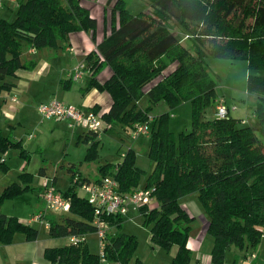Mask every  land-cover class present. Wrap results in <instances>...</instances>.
<instances>
[{
	"label": "trees",
	"instance_id": "1",
	"mask_svg": "<svg viewBox=\"0 0 264 264\" xmlns=\"http://www.w3.org/2000/svg\"><path fill=\"white\" fill-rule=\"evenodd\" d=\"M0 1V8L7 7L13 16L0 17V91L13 86L5 77L35 67L34 60L23 59L25 49H64L70 34L86 31L91 32L95 50L83 61L87 72L83 91L96 88L110 95L111 105L101 114L104 124L132 128L152 116L147 154L154 167L150 172L135 164L131 148L120 163L107 162L97 169L100 177L113 175L120 192L154 188L157 206H142L140 212L153 244L165 250L177 246L172 264H186L191 258L187 241L193 217L180 203L181 197L191 193L196 194L208 219L213 264H224L233 248L247 252L258 247L264 238V139L248 118L232 115L226 101L225 117H205L214 105L216 112L220 98L206 58L247 61V91L256 96L251 116L256 124H264V0H143L148 11L138 14L126 7L127 0H113L108 31L98 42L96 18L83 0H12V8L6 0ZM183 34L188 35V46L180 41ZM106 66L112 73L101 82L97 75ZM144 96L145 104H139ZM183 101L192 104L191 127L175 133L168 125V114H155L152 107L159 102L174 107ZM98 133L84 134L89 143L87 161L97 159ZM10 149L29 159L21 140L0 128L2 173L9 169L4 155ZM75 174H71L70 185L59 190L70 202L68 214L60 222L49 221V233L55 237L96 232L93 207L72 183ZM31 178L30 173H20L18 180L24 186L18 181L6 186L0 193V205L30 189ZM103 218L111 224L122 217ZM17 232L28 240L37 236L29 224L0 213V243H11ZM137 243L134 235L124 233L106 237V257L127 264ZM45 256L50 263L99 264L98 255L80 245L47 248Z\"/></svg>",
	"mask_w": 264,
	"mask_h": 264
},
{
	"label": "crops",
	"instance_id": "2",
	"mask_svg": "<svg viewBox=\"0 0 264 264\" xmlns=\"http://www.w3.org/2000/svg\"><path fill=\"white\" fill-rule=\"evenodd\" d=\"M6 1L8 2L9 6L11 5V8L14 6V3L10 2L12 0ZM83 2L87 4H84ZM105 3H107V0L82 1V4L89 9L91 15L96 18V42L100 41L104 33L108 31L109 17L107 15V9L109 8V5H105ZM0 9L3 10L0 17H6L5 15H12V13L9 12L10 9H8L7 7H2ZM99 24L102 26L103 29V32L101 33H98ZM68 41V45L64 49L55 50L50 48H27L25 53L26 55L30 56H27L25 59L34 60L36 62L35 67L32 70H17L14 76H7L4 78V81H8L13 86L9 90L0 91V128L2 129V132L4 134H9L14 139L21 140L22 145L23 136L25 135L23 134L22 128H20L21 122L18 120L17 116L21 114L23 115V111L26 106H37L40 103H45L52 99H57L65 103L73 104L79 109H81L80 107L87 108V110L81 109L83 112L92 111L94 110L93 107L96 106L95 112L101 115L103 112L107 111L111 105L112 100L107 92L99 91L96 88H91L87 91H83L87 83L86 71L83 77L80 79L76 80L72 77V71L74 70L75 66H77L80 62L84 61V58L87 53L92 50H95V42L91 38V32L79 31L72 33L70 34ZM70 46L73 47L74 50H68V47ZM32 55H35V58L31 57ZM111 73V68L109 66H106L97 75V79L102 82L106 80L111 75ZM150 85L151 84H148L149 87ZM147 89H144V91H146ZM77 95H79V98L77 97ZM251 95L254 97L253 99H250V101L246 104V108L244 110L238 112L237 110L240 109H236L232 111L231 114H235L234 116L237 118H249L250 115L247 112L251 111L250 104H255L256 101V96L254 94ZM72 96H75V99H72ZM13 97H15L16 100H13ZM145 102V96L139 100V104H145ZM241 112L245 114L243 115L242 113L241 116H238ZM60 120L67 121V127L72 128V137L74 136V138L77 139V142L85 141L87 139L84 136L86 132L85 129L78 125L71 126L69 120ZM114 126L115 125L104 124L103 128L100 131L109 132L110 130H113ZM129 129L131 131V128ZM29 135L26 136L27 139H29ZM15 154H18L17 150L15 151ZM4 157H6V154L4 155ZM27 167V165L23 167V164H21V168L23 169L22 171L16 170V172L11 174L9 168L7 172L3 173V185L0 188V193L6 186L15 181L20 182L21 187H23L24 184H22L21 181L18 180V175L23 172L30 173L32 178L31 182H29L28 184L30 186V189L21 193V195L29 191L34 192L35 187L39 185L38 187L40 190L38 191V198L43 200V185L46 180L48 181V184H52L55 189L59 190L57 186V176H48V171L45 167H39L37 174H35V170L28 171ZM97 167L96 170L98 171ZM63 168L68 173L66 187L70 185L71 174L73 172H78L81 175V178H85L88 181H94L100 177V175H95L94 178L91 180L89 177H87V175L83 174L82 167H78V164L76 165L74 162L70 161L67 162V165H64ZM10 174L14 177L11 180L8 177V175ZM79 194L82 195L83 193L80 191ZM19 196L20 194L9 200L16 199ZM4 203L5 201L0 205V209ZM180 203L183 208L188 212V214L193 217L190 223L189 238L187 241V246L191 251V258L186 264H213L211 262L210 256L213 239L207 233L208 219L199 201L197 200L196 194L191 193L181 197ZM140 208L141 207L129 210L128 214H131V216L128 218L129 220L126 217L128 216L127 214L125 216H121L122 218L119 221H115L111 224L108 223L107 237L109 239H112L114 237H117L121 233L134 235L132 234V232H129V228H126V224L129 225L131 223V218L141 216L142 219L140 220L139 225H137V227L142 226L143 228H146L144 229L146 231V234L144 235L145 239L139 240L138 238H140V236L136 238L138 241L137 247L127 264H172V259L177 251V246H172L169 250H165L153 244L151 240L150 228L143 224V215L140 212ZM4 211L0 210V213L5 214L6 216H15L18 218L19 221L29 224L31 227L37 230V236L33 240H28L23 233L17 232L14 234L11 243H0V264H49L51 261L45 256V250L47 248L72 245L69 240V236L55 237L51 235L49 233L48 227H46L44 223L46 221L49 222L50 220H56L60 222L59 217H62L68 212H54L51 210L48 211L38 209V212L41 211L44 213L43 221H39L30 220L33 214L30 216V218H25V220H22L16 214H13V212L11 211L5 209ZM42 224H44L43 229H41ZM90 233H95L97 236V240L96 238L91 239L88 233H86L85 236L87 237H85L84 242L79 245L86 246V249L90 253L98 255V249L97 251L92 252V250H90L89 244V242L91 243V241L93 240L96 242L95 245H98V235L96 232ZM92 246L94 245L92 244ZM232 251V259L228 258L224 264L240 263V252L234 251V249H232ZM255 255L256 258L251 259L248 262L253 263V261L256 260L258 257L257 254ZM99 264L121 263L117 261H111L107 258L103 263H100L99 260Z\"/></svg>",
	"mask_w": 264,
	"mask_h": 264
},
{
	"label": "rangeland",
	"instance_id": "3",
	"mask_svg": "<svg viewBox=\"0 0 264 264\" xmlns=\"http://www.w3.org/2000/svg\"><path fill=\"white\" fill-rule=\"evenodd\" d=\"M83 3L87 4L85 2ZM112 4L113 0L111 4L105 3V5H109V8L107 9L108 17H110L109 13ZM126 7L131 10L133 14H138L145 10L148 11L147 5L143 0H127ZM2 12L3 10L0 9V15ZM5 16L7 18H11L12 15ZM100 24L98 26V33L103 32ZM176 32L177 31L174 33ZM187 36V34H183L180 37V41L186 46L189 45ZM25 52L26 49L24 51L23 59L30 56L26 55ZM31 57L35 58V55H32ZM206 61L213 78L215 79L216 92L217 95H220L219 99H222L224 104L227 102L229 106H231L232 111L236 109H240L237 110L238 112L244 110L246 108V104L254 97L247 91V77L249 74L247 61L239 59L230 60L227 58L212 56L206 58ZM252 73L254 74L253 71ZM148 87L149 86L147 85L144 89H147ZM72 97V99H75V96ZM77 97L79 98V95H77ZM250 105L252 109L254 104L252 103ZM80 108L82 110H87V108ZM152 112L155 114L166 112L168 114V125L175 133L190 130L192 122V104L190 101H183L174 107H169L165 102H159L152 107ZM242 113L243 112L239 113L238 116H241ZM247 113L250 115V119L248 118L247 121H250L251 125L256 129L257 135L264 139V124H256L251 116V111ZM244 114L245 113H243V115ZM205 117H215V105L207 109ZM17 118L21 122L20 128H22L23 134L25 135L23 136L22 142L25 149L29 153V159L26 161L24 158L19 157L18 154H15L16 149L8 150L5 160L6 164L10 168L9 171H11V174L16 172V170L22 171L23 169L21 168V164H23V167L27 165L28 171L35 170V174H37L39 167H45L48 171V176H57V186L59 190H65L67 186L68 173L63 166H66L67 162L70 161L74 162L76 165L78 164V167L83 168V174L87 175V177L92 180L95 175L99 176V173L96 170L97 166L107 162L113 164L120 163L123 160L124 152H126L128 148L133 150L135 164L138 167L144 169L146 172H150L154 167L153 161L149 159L147 154L150 143L148 135L150 133L132 138V133L129 129L130 127L120 125H115V129L113 128V130H110L109 132L98 131L100 143L98 145L99 151L97 150V159L87 161L84 159V156L89 143L85 141L77 142V139L74 138V136L72 137V128L67 127V121H61L60 119L55 118H43L37 111L36 105H32L31 107L26 106L23 111V115H18ZM27 135H29V139H27ZM11 174L8 175L10 180L14 178ZM76 175L81 176L78 172ZM2 178L3 173L0 171V188L3 185ZM38 186L39 185L35 187L34 192L29 191L23 195L20 194V196L16 199L6 200L0 210H9L22 220L30 218L32 214L34 215L38 212V209L49 211L45 201L43 202L44 199L42 200L38 198V191L40 190ZM154 202H157L156 198H153L151 206L154 205ZM130 216L131 214H128V216H126L127 219ZM61 218L63 217H59L60 221L62 220ZM141 219V216L131 218V223L129 225L126 224V228H129V232H132L136 238L140 236L138 239L144 240V235L146 234L144 229L146 228H143L142 226L137 227ZM43 225L44 224L41 225V229H43ZM88 235L91 239L96 238L97 240L95 233H88ZM89 244L92 252L97 251V249L99 252V244L95 245L96 242L93 240L91 243L89 242ZM92 244L94 246H92ZM233 249L234 251L240 252L239 264H264V238L261 239L258 247L253 251L248 250L245 252L236 250L235 248ZM252 252L258 255L257 259L254 260L253 263L248 262L251 260ZM232 257L233 251L231 250L227 253L226 260L228 258L232 259Z\"/></svg>",
	"mask_w": 264,
	"mask_h": 264
},
{
	"label": "built area",
	"instance_id": "4",
	"mask_svg": "<svg viewBox=\"0 0 264 264\" xmlns=\"http://www.w3.org/2000/svg\"><path fill=\"white\" fill-rule=\"evenodd\" d=\"M2 3L0 1V7ZM68 50H74L73 47H68ZM84 62H80L75 66L72 77L80 79L84 75ZM13 100H16L13 97ZM37 111L43 118L51 119H66L70 121L71 126H80L86 131H100L104 122L100 114L94 111L83 112L73 104H68L57 99H52L45 103L37 105ZM216 116L225 117L228 114V107L222 99H219L216 105ZM152 116H149L148 121L134 123L131 128L132 138L149 133V122ZM72 183L77 184L78 189L83 193L88 203L93 207L94 219L92 223L96 226V233L99 238L98 257L100 263H103L107 257L104 251L107 237L108 222L103 216H125L130 209H137L142 206L153 208L157 206V202L153 203V187H140L131 192H120L118 190V182L113 175H105L94 181H83L79 175H74ZM44 191L42 197L49 210L54 212H68L70 202L61 191L44 182ZM44 213H35L30 220L43 221ZM46 227H49V222H44ZM69 240L72 245H79L85 240L84 235H71ZM255 254H251V258H255ZM49 264H66L64 262L55 261ZM201 264V263H200Z\"/></svg>",
	"mask_w": 264,
	"mask_h": 264
}]
</instances>
